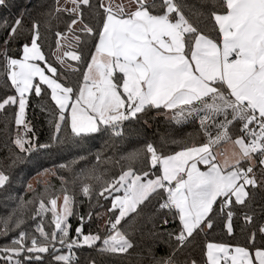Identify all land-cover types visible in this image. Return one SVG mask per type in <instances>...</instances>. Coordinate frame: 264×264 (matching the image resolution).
Listing matches in <instances>:
<instances>
[{"label":"snow or ice","instance_id":"snow-or-ice-1","mask_svg":"<svg viewBox=\"0 0 264 264\" xmlns=\"http://www.w3.org/2000/svg\"><path fill=\"white\" fill-rule=\"evenodd\" d=\"M0 13V264H264V0Z\"/></svg>","mask_w":264,"mask_h":264},{"label":"trees","instance_id":"trees-1","mask_svg":"<svg viewBox=\"0 0 264 264\" xmlns=\"http://www.w3.org/2000/svg\"><path fill=\"white\" fill-rule=\"evenodd\" d=\"M17 3L21 4V5H27L29 8L33 7L34 5H37L40 3V0H17ZM13 11H15V9H13ZM0 15H7V13H0ZM29 115L32 116V112L31 110H29ZM40 120H43V117H40ZM35 122V120H34ZM157 129H153V131H156ZM186 131H191L190 128L185 129ZM37 131L41 134L46 133L47 128L46 125L43 123H37ZM159 131H163V127L161 126V128L159 129ZM5 138V134L3 131V126H2V121H0V141H3V139ZM4 211L3 207H0V213H2ZM140 251V249L138 248L135 252H132L130 255L125 256L122 261L121 264H138L139 262V256H138V252ZM84 255H87V253H85Z\"/></svg>","mask_w":264,"mask_h":264}]
</instances>
